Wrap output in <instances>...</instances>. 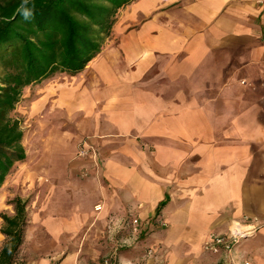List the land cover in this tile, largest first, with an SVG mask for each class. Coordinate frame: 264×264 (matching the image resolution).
I'll return each instance as SVG.
<instances>
[{
	"label": "crops",
	"instance_id": "obj_1",
	"mask_svg": "<svg viewBox=\"0 0 264 264\" xmlns=\"http://www.w3.org/2000/svg\"><path fill=\"white\" fill-rule=\"evenodd\" d=\"M37 89L20 264H225L204 243L247 217L233 257L264 264V0H135L85 70Z\"/></svg>",
	"mask_w": 264,
	"mask_h": 264
},
{
	"label": "trees",
	"instance_id": "obj_2",
	"mask_svg": "<svg viewBox=\"0 0 264 264\" xmlns=\"http://www.w3.org/2000/svg\"><path fill=\"white\" fill-rule=\"evenodd\" d=\"M135 0H0V189L28 159L23 121L13 116L26 88L85 70L111 37L119 11ZM24 13L29 15L26 17ZM170 196L159 205L157 214ZM32 197L7 199L0 264H16L30 226Z\"/></svg>",
	"mask_w": 264,
	"mask_h": 264
},
{
	"label": "built area",
	"instance_id": "obj_3",
	"mask_svg": "<svg viewBox=\"0 0 264 264\" xmlns=\"http://www.w3.org/2000/svg\"><path fill=\"white\" fill-rule=\"evenodd\" d=\"M82 157H97L98 152L88 143L84 142L79 151ZM134 233L139 232V220H133ZM258 230L257 223L251 218H244L243 220L235 221L227 233L213 234L205 243L204 250L215 254H227L229 259L225 264H253L250 260H245L237 263L233 257V253L240 244V242L254 234Z\"/></svg>",
	"mask_w": 264,
	"mask_h": 264
},
{
	"label": "rangeland",
	"instance_id": "obj_4",
	"mask_svg": "<svg viewBox=\"0 0 264 264\" xmlns=\"http://www.w3.org/2000/svg\"><path fill=\"white\" fill-rule=\"evenodd\" d=\"M39 85H32L28 88H26L25 90V93H24V98H23V101L17 106L16 110L13 112V116L17 119H20L23 121V129L25 131V136H26V133L27 131L31 128L27 127V124L29 125V123L27 122V113H24L23 111H21V104L26 102L27 104H25V107L27 108V106L29 104L32 103V101H34V99L38 96L37 95V87ZM69 143V142H68ZM72 146L70 145H65V146H62V148H60L57 152H56V155L57 156H64V155H70L72 154ZM20 178V179H19ZM19 179V182L20 183H16L15 180H18ZM14 180V183H11L13 182ZM21 164H19L18 168L15 170V172H13L9 177H8V180L6 182V185L4 186V188L6 189V191H9V198H14V197H17V196H20L19 194L21 193ZM14 184V185H13ZM32 197V196H31ZM11 210H13V208L11 206H8V208L5 210L6 212H11ZM2 224H3V221H2ZM160 227L159 229L165 227V224H161L159 223ZM141 235L138 234V239L137 241H141L143 240L144 238L141 237ZM5 241V240H4ZM3 241V242H4ZM3 242L0 244V246L3 244ZM148 244H144V246L142 247V249L144 250L145 247L147 246ZM150 248L147 249V252H149ZM21 254V252H20ZM20 258L21 256L19 255L18 257V260L16 262V264H20ZM104 264H116V261L115 259L112 257V258H107L105 259L104 261Z\"/></svg>",
	"mask_w": 264,
	"mask_h": 264
},
{
	"label": "clouds",
	"instance_id": "obj_5",
	"mask_svg": "<svg viewBox=\"0 0 264 264\" xmlns=\"http://www.w3.org/2000/svg\"><path fill=\"white\" fill-rule=\"evenodd\" d=\"M24 15L27 17L29 14L28 13H24Z\"/></svg>",
	"mask_w": 264,
	"mask_h": 264
}]
</instances>
